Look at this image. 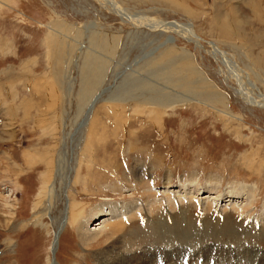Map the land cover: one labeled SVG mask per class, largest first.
<instances>
[{"label":"rangeland","instance_id":"obj_1","mask_svg":"<svg viewBox=\"0 0 264 264\" xmlns=\"http://www.w3.org/2000/svg\"><path fill=\"white\" fill-rule=\"evenodd\" d=\"M112 2L0 0V264H264V109L210 47L264 100V0ZM232 187L252 201L232 208ZM126 204L139 212L125 233L158 207L220 235L80 243L79 213L98 209L92 229Z\"/></svg>","mask_w":264,"mask_h":264},{"label":"bare ground","instance_id":"obj_2","mask_svg":"<svg viewBox=\"0 0 264 264\" xmlns=\"http://www.w3.org/2000/svg\"><path fill=\"white\" fill-rule=\"evenodd\" d=\"M110 1L113 4L112 0H110ZM113 6L116 9H118V7L116 5L113 4ZM167 26H168V24H161V23H153L152 25H150L151 28L157 27V28H162V29L169 28ZM177 30L181 31L182 35L187 37V38H192L194 40H195V38H197V34H195L193 27L190 25L183 26V28L179 27V29H177ZM194 42H196V41H194ZM210 47L212 49L211 50L212 53L217 55L220 58V60H222L224 62V64L228 66L230 72L233 74V77L237 80L238 86H237V89H235L236 94H238L240 97H242V99L246 102V104L248 103V104L253 105L255 107L264 109V100L258 99L252 95L251 91H249L247 89V87L244 85V83L240 80V78H239L240 73L238 74V72L235 71L234 65H230L229 63H227L228 61L224 57L225 54L223 52H221L216 47V45H214V44H210ZM39 122L37 124H39ZM42 123H40V124H42ZM156 123H157V121H156ZM91 125H93L91 127V131L93 130V132H94V129L96 130V128L98 126L97 122L96 121L92 122V123H90V126ZM88 144H89V142H88ZM46 180H48V178ZM141 184H142V182H141ZM45 186H46V181H45ZM213 186L214 185H211L210 187H208V189H210V190L207 193L203 194V196L201 195V199L204 200L203 203L206 204L207 211L210 210L211 207H209V206H211V204H216V203H218L217 201L220 200V197H217L216 193H210L215 188V186H214V188H213ZM44 189L45 188H43V190ZM172 192L177 193L176 191H172ZM241 193H243V194L245 193V198L248 201H252L251 198H253L254 195L252 196V192L249 191L248 188L232 187L230 190H228L229 195L227 196V200H228L227 203H229V205L232 208L235 209L236 204L239 203L238 202L239 198H237L235 196H239V195L242 196L243 194H241ZM191 196L195 197L196 194L192 193L190 196H188L189 199L191 198ZM233 198L235 200H233ZM216 205H218V204H216ZM68 208H69V217H68L67 221H68V223H70V222L72 223L74 218H75L74 215H76L78 213L77 212L74 213L75 209L73 208V203L72 204L69 203ZM157 208H156V210L151 208L147 212L150 215V217H152V223L150 224V226H149V224H147L146 229H141V228L137 227V228H130V230H129L127 228V231L129 230L128 231L129 233L127 232L128 234L125 233L126 231L124 232V230H126L125 220L127 219L128 224L130 223L132 226V224H133L135 218H137V215L139 212L138 208L135 209L134 205H132V204L121 205L120 207L108 206L107 210H106L107 214H105L102 217L101 223L98 224L97 227L95 226L92 229L87 227L88 223L86 221L90 220L93 217V215L96 216V215L100 214L99 211H97L98 209H93V210L91 209L87 218H85V216H83V215H81V213H79L80 214L79 218H77L78 220L76 219L77 220V222H76L77 227L75 228V230H76L77 236L79 238V241L81 244H83V246H89V245L93 244L99 238H102V236L105 235L104 233H107L105 231L108 230L109 236L107 235L108 237L106 238V242L113 240L117 236L121 237V236L125 235V238H126V237H132L131 235H133L134 237L140 238L141 240L142 239L147 240L148 237H151L153 235V236H156V238H157V241L155 240L157 242V244L158 245L161 244V248H159V249L160 250L162 249L164 251L166 248L171 247L172 244L175 245V241L176 242L182 241L180 243L178 242L179 245H181V243L183 244L184 241H186V242L190 241L191 243H193V242H196L198 240L200 242V241H203L207 238L209 239V237H213L214 235H216L217 237H218V234L220 235V233L216 232V231H213L212 233H210L207 229L203 230V231L196 230L194 228V225L189 221V219H186L183 216H181V219L179 217L174 216L173 219L171 218L172 224L168 225L167 223L164 222V220L159 218V214H157L158 217H155L156 214H154V210L157 212ZM142 210H144V209H142ZM123 219H125V220H123ZM35 221H36V219L34 220V224H36ZM181 222H183V224H181ZM224 231L227 232V230H224ZM229 231L231 232V230H229ZM220 232H221V230H220ZM225 232L223 234H225ZM221 235H222V233H221ZM58 236H59V233H56L53 236L54 239H53V242H52L51 247L49 249L51 257L53 255H55V253H56ZM169 240L170 241L173 240L171 245L170 244L167 245V243H166V241H169ZM132 241H133V239H132ZM156 242H155V244H156ZM237 243H238V241H237ZM163 244H165V245H163ZM176 248H178V247H176ZM49 264H53L51 262V260H50Z\"/></svg>","mask_w":264,"mask_h":264}]
</instances>
